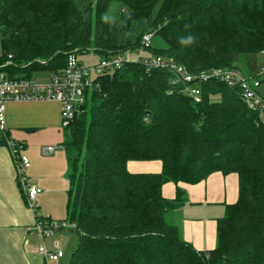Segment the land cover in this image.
I'll return each mask as SVG.
<instances>
[{
    "label": "trees",
    "instance_id": "16d2710c",
    "mask_svg": "<svg viewBox=\"0 0 264 264\" xmlns=\"http://www.w3.org/2000/svg\"><path fill=\"white\" fill-rule=\"evenodd\" d=\"M113 1L121 11L111 20ZM148 31L166 47L151 41L146 57H173L191 74L236 67L240 54L264 51V0H0V72L52 75L70 53L136 51ZM174 79L127 58L94 76L62 127L78 235L67 264H264V110L249 107L239 85L197 82L195 102ZM130 161L162 169L133 172ZM217 171L238 175L239 195L217 219L216 246L199 250L164 213L185 201L178 183ZM167 182L177 184L173 199L163 196Z\"/></svg>",
    "mask_w": 264,
    "mask_h": 264
},
{
    "label": "crops",
    "instance_id": "0c3cea01",
    "mask_svg": "<svg viewBox=\"0 0 264 264\" xmlns=\"http://www.w3.org/2000/svg\"><path fill=\"white\" fill-rule=\"evenodd\" d=\"M4 125V131L0 130V139H5V144L0 143V264H67L77 246L78 235L68 221L70 181L67 154L62 144L61 104L48 99L8 102ZM8 140L24 144L31 161L24 176L28 182L43 189L36 196L33 208L27 204L19 183ZM146 162L155 165L133 172L161 171L162 165L158 161H141L139 164ZM178 186L184 191L185 201L166 210V221L195 248H214L217 219L225 215L228 204L238 199V175L217 171L197 183L180 182ZM162 189L164 197L175 198L177 184L167 182ZM39 217L65 221L67 226L55 228L49 236L42 237L35 230ZM41 244L50 251L61 249L63 256L58 260L46 258L39 252Z\"/></svg>",
    "mask_w": 264,
    "mask_h": 264
},
{
    "label": "built area",
    "instance_id": "2783aa9c",
    "mask_svg": "<svg viewBox=\"0 0 264 264\" xmlns=\"http://www.w3.org/2000/svg\"><path fill=\"white\" fill-rule=\"evenodd\" d=\"M152 38V31L142 35L141 46L136 50L138 52L136 59L142 60L147 67H159L171 71L175 77L173 83L183 84L187 95L191 96L195 102H199L201 99V89L197 82L214 78L230 86L239 85L247 105L253 109L264 110V97L258 91L260 85L258 76L264 72V69L253 78H246L235 67H214L208 71L191 74L173 57L164 55L144 57V50L149 47ZM125 54L102 58L93 67H87L81 63L75 53H70L67 56L64 68L50 75L48 80L44 82L37 81L36 78H14L5 72H0V130L3 132L5 129V111L8 102L35 99L60 102L62 127L66 126L75 117V114L86 100L87 90L92 84L90 72L93 70L98 75L120 68L124 60L127 59ZM7 143L17 165L19 183L25 193L27 204L33 208L36 196L43 189L28 182L24 176V172L31 165V161L25 153L24 144L13 140H8ZM49 150H52V147H49ZM63 226H67L65 221L39 217L35 223V230L42 237H47L55 228ZM39 252L51 260H58L63 256L61 249L50 251L44 244L39 246Z\"/></svg>",
    "mask_w": 264,
    "mask_h": 264
},
{
    "label": "rangeland",
    "instance_id": "374dc122",
    "mask_svg": "<svg viewBox=\"0 0 264 264\" xmlns=\"http://www.w3.org/2000/svg\"><path fill=\"white\" fill-rule=\"evenodd\" d=\"M79 2H84L86 0H77ZM121 11V5L118 1H113L110 4V7L108 9V12L106 14L107 19H118ZM153 32H155L154 29H152ZM152 44L156 46V44L159 47H166L165 42L159 37L154 38L152 40ZM191 45H195V43H191ZM1 42H0V54H1ZM264 51L262 52H245L239 55L237 61H236V67L241 71L243 76L246 78H253L257 75H259L260 71L264 69ZM138 55L137 51H130L125 54L127 58H133L136 59ZM148 55L147 52L143 53V56L146 57ZM78 59L81 61V63L84 66L87 67H93L96 63L99 62V57L94 52H87V53H81L78 54ZM50 73L41 75L36 77L37 81L44 82L48 80ZM96 75V72L93 70L90 72V80L92 81L93 77ZM260 79V85L258 87L259 94L264 97V72L258 76ZM141 161H130L129 162V168L132 171H143L148 170L152 168V165L155 164H149V162H146L147 164H139ZM156 163V162H154ZM159 163V162H158ZM139 167V169H138Z\"/></svg>",
    "mask_w": 264,
    "mask_h": 264
},
{
    "label": "water",
    "instance_id": "95a60500",
    "mask_svg": "<svg viewBox=\"0 0 264 264\" xmlns=\"http://www.w3.org/2000/svg\"><path fill=\"white\" fill-rule=\"evenodd\" d=\"M264 60V59H263Z\"/></svg>",
    "mask_w": 264,
    "mask_h": 264
}]
</instances>
